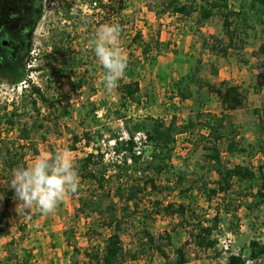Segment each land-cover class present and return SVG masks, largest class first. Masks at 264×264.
Segmentation results:
<instances>
[{
  "label": "rangeland",
  "instance_id": "1",
  "mask_svg": "<svg viewBox=\"0 0 264 264\" xmlns=\"http://www.w3.org/2000/svg\"><path fill=\"white\" fill-rule=\"evenodd\" d=\"M100 2L103 7L98 5V0H41L28 57H22L19 62L25 81L10 84L7 77L10 71L0 67V106H8L11 110L12 102L16 101L19 105L21 93L24 88H29V82L40 86L55 102L49 113L44 105L38 104L39 118L47 116L48 119H44V128L34 132L39 154L28 153L27 166L40 156H50V149H54L56 155L66 153L75 161L94 146H101L107 161L112 163L119 156L112 152L113 145L109 138L119 134L126 125L125 119L149 116L168 122L175 116L177 122L183 124L189 120L202 122L219 116V94L209 91L206 85L198 87L196 83H189L192 96L185 100H181L176 93L174 84L181 80L184 85L194 75L203 84L208 82L218 88L229 84L240 88L245 100L242 107L229 112L234 130L231 138L240 140L247 150L244 154L229 156L225 151V143H222V154L230 165L251 166L256 173L259 166H263L264 170V153L258 146L264 139V69L254 66L259 46L264 41V18L261 23L252 14L249 26H244L246 32L241 30L239 49H230L229 54L222 57L203 46L204 42L211 43L215 37L226 40L218 16L200 26L196 25L194 18L159 14L161 0ZM228 2L232 8L238 7L239 0ZM68 4L71 7L70 18L65 17L62 10ZM109 20L120 25L121 50L129 62L125 78L140 83V105L130 102L122 105L116 90L109 93L101 83L103 69L94 58L91 41L96 28ZM138 31L148 41L158 39L164 49L158 54L150 51V59L144 60L140 49L131 43L132 36ZM62 33H65L61 43L63 48L54 53L53 46ZM63 51L67 54L64 60H69L72 55L79 63L72 66L62 61L60 55ZM3 54L0 45V56ZM49 54L54 58L48 59ZM111 95L117 97L116 101L111 99ZM97 107L105 110L100 117L94 112ZM21 113L22 121L32 122L36 111L28 104ZM199 131L201 129L196 128L192 135L177 136L171 161L174 169L155 179L156 184L164 188L154 192L150 191V186H144L140 193L142 201L139 210L150 212L153 218L146 223L147 229L155 236L170 231L173 247L189 240L188 230L191 226L176 216L156 214L157 208L153 204L156 200L163 204L180 200L178 189L174 188L173 173L184 170L186 165L195 172L193 178L201 174L211 180L216 178L213 172H206L203 167V141L198 136ZM0 132L14 138L18 130H9L2 124ZM83 132L91 133L92 147H86L81 141L75 145V150H68L72 135H82ZM41 136L45 139L42 140ZM137 145L143 158L147 159L150 146L145 138H141ZM132 167L129 166L127 173L119 180L124 186L130 181L142 185L141 177L133 172ZM145 172L147 176H152L151 170ZM260 181L256 180L258 183ZM0 188L2 194L10 191L12 198L9 202L11 229L9 235L0 239V264H81L86 258L85 252L103 246L108 230L99 226L100 220L95 214L75 215L79 205L77 195L65 196L53 213L44 215L35 207L22 210L14 190L4 182L1 170ZM79 188L87 190L89 185L80 180ZM243 190L241 184L234 182L231 193L224 200L218 195L208 203L205 194L194 188L191 192L193 209L196 214L208 219L218 212L221 234L216 235V249L202 250L189 244L186 264H224L229 253H242L247 261L250 260L247 259L250 240L258 239L264 245V205L247 208L246 203L251 202L252 197L245 199ZM1 201L0 198V205ZM229 202L239 206L234 215L224 210ZM126 227L127 233L122 236V242L130 254L124 264H165V259L151 250L140 251V230L144 227L140 220L128 221ZM166 250L172 255V247ZM131 254H137L136 258L130 257ZM263 263L264 255L259 260V264Z\"/></svg>",
  "mask_w": 264,
  "mask_h": 264
},
{
  "label": "trees",
  "instance_id": "2",
  "mask_svg": "<svg viewBox=\"0 0 264 264\" xmlns=\"http://www.w3.org/2000/svg\"><path fill=\"white\" fill-rule=\"evenodd\" d=\"M98 5L103 7L100 0H98ZM70 8L69 4L62 7L65 17H71L69 15ZM158 13L194 18L196 25L200 26L212 17L218 16L221 19L226 40L215 37L211 43L204 42L203 46L216 56L226 57L230 49H239L238 40L242 41L240 38L241 30L246 32L244 26H249L252 14H255L258 21L263 23L264 0H239L237 8H232L228 0H161V8ZM64 35L65 33H62L57 43L54 44V53L55 50L63 48L61 43ZM131 43L140 49L144 60L150 59H148L150 51H155L158 54L164 49L158 39L148 41L144 39L140 31L135 32ZM60 56L62 61L72 66H76L79 63V60H76L72 55H68L71 57L69 60H64L67 56L64 51ZM257 56L254 66L257 69H264V41L259 46ZM21 58L22 56L12 57L9 54L0 56L1 69L10 71V75L7 76L10 84L25 81L19 63ZM47 58H54V56L49 54ZM128 67L126 70L129 69ZM59 70L61 71L62 69ZM0 74H2L1 70ZM192 82L196 83L198 87L206 85L209 91H215L219 94L221 105L219 116H214L213 119L203 120L202 122L189 120L183 124H179L175 116H172L168 122L163 118L149 116L132 120L125 119V128L129 133V138L126 140L120 139L119 135L116 134L109 138V140H114L112 149L119 156V159L112 163L107 161L106 154L101 146L92 147L90 132H83L82 135H72V142L68 145V150H75V145L81 141L86 147L90 145L92 147L91 151L75 160L80 180L89 185L87 190L78 188L76 194H70L78 197L79 205L76 208L75 215L95 214L100 220L99 226L108 230L103 246L101 248H91L88 252H85L86 258L81 264H124L130 252L124 248L122 236L127 233L126 223L136 220H140V223L144 226L140 230V251L151 250L153 253L163 257L166 261L165 264H186L188 262V245L191 243L202 250L216 249L218 241L216 235L221 234V217L218 212L210 219L196 214L193 209L194 200L191 195L194 188H197L202 194L204 193L206 201L211 203L218 195H221L224 200L225 196L231 193L234 182H236L243 186V197L245 199L252 197V201L246 203L247 208L264 205L263 166H259L256 173L251 166L243 164L230 165L222 154V143H225V151L229 156L246 153L247 149L241 145L240 140L231 138L234 130L232 129L233 124L230 121L229 114L230 111L243 106L244 94L236 85L224 84L221 87L223 90H221V88L208 82H205V84L200 83L193 75L189 77L184 85L181 80L174 84V89L181 100L192 96V92L189 89V83ZM28 85L29 88H24L21 93L19 105L16 101L12 102L10 104L11 110H9L8 106H0V125L3 124L9 130L15 128L18 130L14 138L0 132V170L5 183H8L11 179L14 169L27 166L26 158L28 153L39 154L34 132L37 129L44 128V119H48V117L39 118L40 110L38 104L44 105L48 109V113L55 105L52 97L47 96L40 86L32 82H29ZM116 92L122 105H125L126 102L135 105L142 103L139 82L127 80L125 75L119 81ZM28 104L36 111L32 122L21 120L23 116L21 112L27 109ZM21 108H23V111H21ZM129 123H132V125L130 126ZM196 128L201 129L198 136L203 141L202 158L205 163L203 167L206 172H213L216 178L211 180L203 174L193 178L195 172L190 170L189 165H186L184 170H177V172L173 173L175 179L174 188L178 189L180 200H172L166 204L158 200L154 201L153 205L157 208L156 214L176 216L191 226L188 230L189 240H185L179 246L173 247L170 231H163L155 236L147 229L146 223L153 218L150 212L139 210V205L142 201L140 193L144 190V186H150V191L154 190V192L161 191L164 188L159 187L155 179L161 174L168 173L171 169H174L171 161L177 136L179 134L192 135ZM136 131L144 132L145 141L150 146V154L147 159H144L142 152L136 149L137 144L133 139V134ZM41 137L42 140L45 139L44 136ZM258 146L264 153V139ZM55 156V150L50 149L49 157ZM129 166H133V172L141 177L142 185L135 181H130L124 186L119 182L127 173ZM147 169L152 171V176H147L145 172ZM257 179L261 181L258 183L256 182ZM117 182L119 183L114 186ZM209 184L212 187H208ZM1 189L0 239L10 234L9 202L12 199L10 191L2 194ZM238 207V205L229 202L224 210L226 213L234 215ZM12 242L13 239L10 240V243ZM167 247H172V255L167 252ZM248 252L247 259L252 260L254 264H259V260L264 255V245L258 239H252L248 244ZM136 255L131 254L130 257L136 258ZM245 263L246 258L242 253H229L224 264Z\"/></svg>",
  "mask_w": 264,
  "mask_h": 264
},
{
  "label": "clouds",
  "instance_id": "3",
  "mask_svg": "<svg viewBox=\"0 0 264 264\" xmlns=\"http://www.w3.org/2000/svg\"><path fill=\"white\" fill-rule=\"evenodd\" d=\"M120 34L118 23H103L96 28L91 41L94 58L103 69L101 83L109 93L117 89L128 67V57L121 50ZM8 184L22 210L35 207L41 214L48 215L65 196L78 192L80 178L74 159L62 153L55 157L40 156L31 165L14 169Z\"/></svg>",
  "mask_w": 264,
  "mask_h": 264
},
{
  "label": "flooded vegetation",
  "instance_id": "4",
  "mask_svg": "<svg viewBox=\"0 0 264 264\" xmlns=\"http://www.w3.org/2000/svg\"><path fill=\"white\" fill-rule=\"evenodd\" d=\"M41 0H0V45L4 54L28 57Z\"/></svg>",
  "mask_w": 264,
  "mask_h": 264
},
{
  "label": "built area",
  "instance_id": "5",
  "mask_svg": "<svg viewBox=\"0 0 264 264\" xmlns=\"http://www.w3.org/2000/svg\"><path fill=\"white\" fill-rule=\"evenodd\" d=\"M108 23H114L112 20H109V22ZM111 99L112 100H114V101H116V99H117V97L115 96V95H111ZM104 109L103 108H99V107H97L95 110H94V112L96 113V115H97V117H100V116H102V114L104 113ZM119 138L120 139H127V138H129V133H128V131H127V129L125 128V126H124V128L122 127V130L119 132ZM141 138H145V135H144V132L143 131H136V132H134V134H133V139L135 140V142H136V144L138 143V142H140V140H141ZM110 142L112 143V145H113V143H114V140H110ZM136 149H138V145L136 146ZM139 150V149H138ZM140 151V150H139ZM112 152L114 153V151H113V149H112ZM141 152V151H140ZM115 154V153H114ZM118 156V155H117ZM252 262H251V260H247L246 261V263L245 264H251Z\"/></svg>",
  "mask_w": 264,
  "mask_h": 264
},
{
  "label": "crops",
  "instance_id": "6",
  "mask_svg": "<svg viewBox=\"0 0 264 264\" xmlns=\"http://www.w3.org/2000/svg\"><path fill=\"white\" fill-rule=\"evenodd\" d=\"M141 58V57H140ZM140 84V83H139ZM69 152H72V151H69Z\"/></svg>",
  "mask_w": 264,
  "mask_h": 264
}]
</instances>
